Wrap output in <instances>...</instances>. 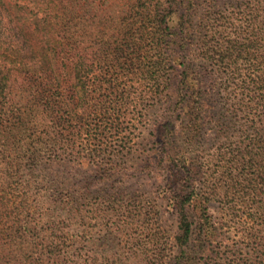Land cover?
<instances>
[{"label":"trees","instance_id":"16d2710c","mask_svg":"<svg viewBox=\"0 0 264 264\" xmlns=\"http://www.w3.org/2000/svg\"><path fill=\"white\" fill-rule=\"evenodd\" d=\"M151 111L178 234L132 264H264V0H0V264H97L91 210L144 208L93 184L126 176ZM212 160L229 225L192 178Z\"/></svg>","mask_w":264,"mask_h":264},{"label":"rangeland","instance_id":"374dc122","mask_svg":"<svg viewBox=\"0 0 264 264\" xmlns=\"http://www.w3.org/2000/svg\"><path fill=\"white\" fill-rule=\"evenodd\" d=\"M158 114L159 111H151L143 124L139 126L132 152L126 159L127 161L124 160V167L128 169L125 173L126 176L116 177L113 181L106 184L102 182H94L93 184L94 188L105 189L104 194L108 195L113 193V190L107 193L106 189H109L110 185L121 189L126 188V191L130 192L131 195L136 194L139 200H142L140 207L144 208L142 216H139V214L134 215L133 211V214L120 213L118 217H111L110 214L103 213L95 214V210H91V213H89L88 236L85 244L88 246L87 249H91L89 255L97 264H103L100 262L104 260L108 261V263L104 262V264H132L139 262L142 256L138 253V248L147 249L148 252L153 250L152 236L159 232V235H157L161 238L163 247L169 249L173 243L174 236L178 234L177 215L164 199L166 192L163 189V185L166 172L159 165L150 163L153 161L155 149L152 140V128ZM203 142L205 143H202L203 146L201 147L209 148V150L203 152L205 155L213 153V151L216 152L221 147L216 135L210 133V131L204 137ZM198 153V148H194L192 154H190L196 157ZM219 166L218 160H212L210 164L205 163L199 169L200 173L192 177L197 187L207 188V195L211 193V189L215 185L224 179ZM226 177L227 174L225 175ZM199 180L202 184L199 183ZM221 192L223 193V190H219V193ZM219 193H211L212 196L210 194L212 201L209 213L215 221H222V223L229 225L226 219H221L223 210L219 202L221 199ZM222 199L224 201L230 200V198L226 199L223 197ZM91 202L94 203L95 198ZM155 211L157 215H155ZM235 228L237 227L235 226ZM231 230L230 236L235 231ZM96 245H100L101 250H97ZM117 245L123 247V250L118 253H116ZM213 264L224 263L217 262Z\"/></svg>","mask_w":264,"mask_h":264}]
</instances>
